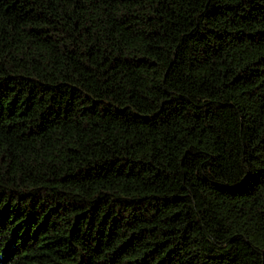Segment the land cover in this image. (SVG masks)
Listing matches in <instances>:
<instances>
[{"label":"trees","instance_id":"obj_1","mask_svg":"<svg viewBox=\"0 0 264 264\" xmlns=\"http://www.w3.org/2000/svg\"><path fill=\"white\" fill-rule=\"evenodd\" d=\"M0 264H264V0H0Z\"/></svg>","mask_w":264,"mask_h":264}]
</instances>
